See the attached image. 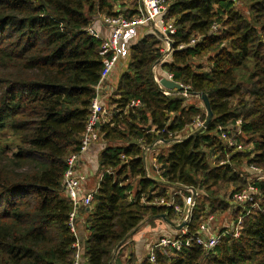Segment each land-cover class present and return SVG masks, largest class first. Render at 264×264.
<instances>
[{
	"label": "trees",
	"instance_id": "obj_1",
	"mask_svg": "<svg viewBox=\"0 0 264 264\" xmlns=\"http://www.w3.org/2000/svg\"><path fill=\"white\" fill-rule=\"evenodd\" d=\"M120 1L0 0V264H74L73 203L63 179L67 159L80 150L105 56L102 39L87 29L92 18L118 15L114 6ZM243 2L247 14L237 0L169 5L165 20L176 32L163 69L191 92L206 94L213 111L205 128L188 135L183 132L195 117L207 115L180 95H165L156 83L160 36H146L132 47L119 98L111 99L116 103L111 119L96 125L107 143L92 205L81 207L89 232L83 239L78 232L83 264H135V254L124 262L117 248L145 222L178 217L173 207L146 204L143 197L170 200L176 191L189 194L185 187L208 192L222 182L246 186L235 169L241 160L264 169V0ZM204 58L209 67L201 63ZM235 128L243 134L239 142L247 136L253 143L254 156L233 153L218 138L221 130ZM161 139L171 145L153 155L158 180L147 173L144 156L145 147ZM210 156L230 161L212 167ZM257 186L264 196V181ZM175 199L183 205L180 193ZM205 214L198 200L191 233ZM155 253L156 264H264V212L253 211L239 238L227 236L213 250L193 246L170 256L162 248Z\"/></svg>",
	"mask_w": 264,
	"mask_h": 264
},
{
	"label": "built area",
	"instance_id": "obj_2",
	"mask_svg": "<svg viewBox=\"0 0 264 264\" xmlns=\"http://www.w3.org/2000/svg\"><path fill=\"white\" fill-rule=\"evenodd\" d=\"M172 0H138L140 8L138 9V14L135 16L128 17L124 14L118 15H101L102 22L105 28L107 29V35L103 39L101 33L95 27H89L87 30L90 34L99 37L102 39V54L103 57V69L100 75V80L95 86V97L91 103V114L87 122L86 132L83 136L80 150L77 153H73L67 159V169L64 174L63 184L64 191L68 199L73 203V210L70 214V227L72 232L76 235L77 240L74 243L73 247L75 248L74 255V264H83L82 256V246L80 239L78 237V210L81 207H91L93 202L94 193L97 191L89 192L81 196V175L78 170L79 163L82 160V157L88 152L92 143L98 138V129L96 125L106 122L101 119V116L106 113L109 115L112 114L113 109L107 110L106 107L102 104L106 88L108 83L111 81L113 72L116 69L118 62L124 52L125 37L130 34L137 26H147L152 27L158 31L162 36V39L165 41V47L162 58H160L153 66V74L156 83L159 88L162 89L165 95H180L185 98L184 104L188 105V102L193 97L196 96L195 93L191 92L192 87L188 84H184L175 79L174 74L170 71L163 69V64L170 60L173 48L171 46V36L175 34V26L169 21L165 20V15L168 11L169 5ZM215 29L217 26H214ZM196 40H192L190 44L195 43ZM185 45H180L179 48H183ZM163 79H168L170 81H175L179 83L181 89H169L162 84ZM200 98V97H199ZM140 105V101H133L132 106ZM199 108L205 110L203 104ZM205 120H201V115L195 117L193 129H202L203 123ZM238 124L241 123V120H238ZM243 134L241 129L235 128L232 132H227L221 130L218 134L224 143H226L227 148L231 151H244L249 152L253 150L250 147H246L244 143L239 142L237 137H241ZM157 143H169L163 139L158 140ZM156 145L150 147H145L146 153L151 149H154ZM254 156V153H251ZM229 156H227L228 158ZM152 168L157 169V160L154 156ZM147 161V157H146ZM221 165L229 162V159H223ZM148 166V165H147ZM249 170L253 172L254 176H248L247 184L244 189L239 191H233L231 205V210L236 215L235 222L225 228L222 231H212L211 222L214 220L213 215H209L206 223L201 225L198 231L191 233L190 225L194 221L195 209L198 205V200L201 197V193L198 188L185 187V190L189 194L181 193L179 191L173 192L172 198L170 200L165 197H156L150 201H147L144 197L142 201L146 204L153 205H166L173 207L175 212L178 215V220L180 224L185 223V225L179 229L174 235H164L161 236L158 241L153 245L148 260L155 263L157 262L156 250L162 248L172 249V252L179 254L183 249L191 248L193 246H200L203 249L213 250L218 247L222 240L227 237L239 238L242 233L244 226L245 218L250 215L253 211L259 210L264 212V196L261 193L259 187L257 186L258 182L264 181V169L256 165H250ZM103 177V176H102ZM101 177V179H102ZM180 193L183 198V205H180L176 202L175 196ZM132 199V196H131ZM183 213V214H182Z\"/></svg>",
	"mask_w": 264,
	"mask_h": 264
},
{
	"label": "crops",
	"instance_id": "obj_3",
	"mask_svg": "<svg viewBox=\"0 0 264 264\" xmlns=\"http://www.w3.org/2000/svg\"><path fill=\"white\" fill-rule=\"evenodd\" d=\"M138 1V0H137ZM131 2V1H129ZM124 4V5H123ZM115 11L119 12L120 14L126 15L125 12H128V15L132 13L131 18L138 14V9H133L132 7H128V2L124 3H116ZM124 10V11H123ZM127 16V15H126ZM99 22H102L101 15L98 17ZM99 32L101 33V37L104 39L107 35V29L103 24L99 23V26L97 28ZM160 36L161 42H162V51L164 52L165 47V41L162 39V36L158 33V31L152 27L147 26H139L138 28H135L133 31L130 32L125 37V44H124V52L118 62V65L116 69L113 72V76L111 78V81L108 83V86L105 91V95L102 101V104L106 107L107 110L114 109L116 107V103H112V98L117 99L119 98L120 93L118 92V83L124 73H126L129 69V64L131 62V53H132V47L137 45L139 41L146 37V36ZM202 104L204 105V102L201 100ZM205 107V105H204ZM101 119L103 121H110L111 115L104 113L101 116ZM191 128L183 132L184 134H189L191 131ZM107 141L104 140L99 133L98 130V138L92 143V146L88 150V152L84 155V159L81 160L79 163L78 170L81 175V196L93 192L98 189L101 177H102V170L100 167H92V161L96 158H100V154L102 153L103 149L106 147ZM170 143H157L156 147L154 149H151L147 152V158H152L154 154L159 153L160 148L166 147V150L170 148ZM146 151V150H145ZM148 173L155 177L158 180H161V176L159 172L156 171V169L152 167H147ZM78 227L79 232L81 235V238H85L89 232L86 227V216L87 214L82 213V209L80 208L78 210ZM157 222H164V227H157L155 228L151 227L152 222H145L142 224L132 235L131 239L127 241L124 246L118 251L117 254L121 257V259L125 262L127 261L129 255L131 253L136 255V263L135 264H144L148 260L149 253L153 247V245L158 241V239L161 236H164L166 233L163 234L164 230L167 229V221L163 218H157L155 219ZM153 226V225H152ZM162 226V225H161ZM179 231V229L174 228V232L176 233Z\"/></svg>",
	"mask_w": 264,
	"mask_h": 264
},
{
	"label": "rangeland",
	"instance_id": "obj_4",
	"mask_svg": "<svg viewBox=\"0 0 264 264\" xmlns=\"http://www.w3.org/2000/svg\"><path fill=\"white\" fill-rule=\"evenodd\" d=\"M125 1L128 2V7H132L133 9L134 8L135 9H139L140 8V4H139V2L137 0H121L120 3L122 4ZM129 1H131V2H129ZM236 6L244 14H247L248 11H249L247 5L243 2V0H237ZM125 13L128 15V12H125ZM129 15L131 16L132 13H130ZM98 17L92 18L90 27L98 28V26H99ZM138 27L139 26H137L136 28H138ZM201 63L204 64V66L207 65L206 67H209V63H208V60L206 58L202 59ZM201 100L202 99H200L199 97H193V98H191L189 100L188 104L199 105L200 106L202 104ZM185 135L186 134H184V136ZM245 140H247V142H245L247 144H245L243 141H242V143H244L246 147H250V148L253 149L254 145H253V143L248 142V137L247 136H246ZM160 149H161L160 151H162V150L165 151L166 147L160 148ZM232 152L235 153L236 151H232ZM159 153H161V152H159ZM251 156H252V154H251ZM146 157H147V153L144 156L145 160H146ZM152 158H154V156ZM82 159H84V156L82 157ZM154 159L147 158V165H148L147 167H152ZM228 159H229V157L226 158V160H228ZM210 162H211L212 167H215L216 165H221V163L223 161L222 160H217V158L214 157V156L213 157L210 156ZM246 164H247V161L241 160V163H237L236 166H235L236 171H238L240 173V175H241V177L243 179L244 178L246 179L248 176H254L253 172H251L249 170V166L250 165H246ZM156 165L159 166L158 163ZM92 167H101L100 166V162H99V157L92 161ZM244 185H245L244 183L233 184V183H230V182H222V183H220L217 186H213L211 188V190H208V192L204 191V189H202V188H198L200 193H201V195H202V197L199 199V203H203L204 204L205 211H206V214L204 215L202 223L204 224V222L205 223H206V221L208 222L207 217L209 215L210 216L213 215L214 216V220L211 222V228H213L212 231H222L225 228L231 226L235 222V220L237 218L235 213H233V211L231 210V205L233 203L232 192L234 190L235 191H239V190L244 189L245 188ZM205 196L207 197L208 201L207 202H202L201 200ZM222 201H223V205H222ZM224 204H226V205L228 204V205L226 207H223V206H225ZM199 211H201V210H199ZM199 213L200 212H198V214ZM207 213H209V214H207ZM177 218L178 217H176V218L173 217L171 219V222H173L175 224V226L171 225L170 223H167V225H166L167 229L164 230L163 234L164 233H166L165 235H174L175 234L174 228L177 227L178 225H180V222H179V220ZM156 221L157 220H154L152 223H150L152 228H155L154 226H156V228L157 227L158 228L159 227H162V228L164 227V225H165L164 222L160 221V222L156 223ZM175 230H176V228H175ZM164 252L168 256H170L173 253L172 249H170V248H165ZM175 254H177V253H175Z\"/></svg>",
	"mask_w": 264,
	"mask_h": 264
},
{
	"label": "water",
	"instance_id": "obj_5",
	"mask_svg": "<svg viewBox=\"0 0 264 264\" xmlns=\"http://www.w3.org/2000/svg\"><path fill=\"white\" fill-rule=\"evenodd\" d=\"M171 46H172V43H171ZM162 84L165 87L169 88V89H174V88L181 89L182 88V86L179 83H177L175 81H170L168 79H163L162 80ZM195 95L196 96H199L200 99H202V101L204 102L205 109H206V115L207 116H206V119H205V121L203 123V127H206L211 122V120L213 118V111H212V108H211V104H210L209 98L204 93H195ZM161 218L165 219L168 223H170L171 225L175 226V224L173 222H171V221H169V220L166 219V216L165 215H162ZM184 225H185V223H182V224L178 225L175 228L181 229ZM121 245L117 248L116 253H118V250L121 247ZM85 264H87V263H85Z\"/></svg>",
	"mask_w": 264,
	"mask_h": 264
}]
</instances>
